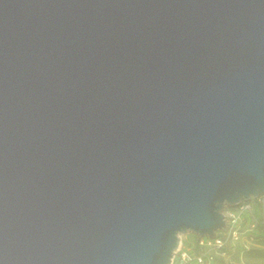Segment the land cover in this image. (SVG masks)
Instances as JSON below:
<instances>
[{
  "label": "water",
  "instance_id": "obj_1",
  "mask_svg": "<svg viewBox=\"0 0 264 264\" xmlns=\"http://www.w3.org/2000/svg\"><path fill=\"white\" fill-rule=\"evenodd\" d=\"M264 194V0H0V264H170Z\"/></svg>",
  "mask_w": 264,
  "mask_h": 264
},
{
  "label": "rangeland",
  "instance_id": "obj_2",
  "mask_svg": "<svg viewBox=\"0 0 264 264\" xmlns=\"http://www.w3.org/2000/svg\"><path fill=\"white\" fill-rule=\"evenodd\" d=\"M251 206L246 211L238 209L237 205L224 207L223 212L236 211L238 222L235 228L239 232V239L234 241L231 257L225 264H262L264 263V194L251 197L246 200ZM231 224V217L227 215ZM231 226V225H230ZM230 228L219 229L216 232L227 233ZM182 248L189 250H201L197 248L198 235L194 232H182ZM219 263L223 261H218Z\"/></svg>",
  "mask_w": 264,
  "mask_h": 264
},
{
  "label": "built area",
  "instance_id": "obj_3",
  "mask_svg": "<svg viewBox=\"0 0 264 264\" xmlns=\"http://www.w3.org/2000/svg\"><path fill=\"white\" fill-rule=\"evenodd\" d=\"M237 206L241 211H246L251 205L243 200ZM228 214L232 219L231 224L227 220ZM238 219L236 211L228 212L225 214V224L222 227L230 228L227 233L215 232L213 237L198 236L196 246L201 250H189L178 246L170 264H225L224 261L231 257L234 241L239 239V232L235 228ZM220 260L223 262L219 263ZM230 264L234 263L231 261Z\"/></svg>",
  "mask_w": 264,
  "mask_h": 264
},
{
  "label": "trees",
  "instance_id": "obj_4",
  "mask_svg": "<svg viewBox=\"0 0 264 264\" xmlns=\"http://www.w3.org/2000/svg\"><path fill=\"white\" fill-rule=\"evenodd\" d=\"M262 254L264 255V250L262 251ZM249 264H255V263H249ZM262 264H264V263H262Z\"/></svg>",
  "mask_w": 264,
  "mask_h": 264
},
{
  "label": "bare ground",
  "instance_id": "obj_5",
  "mask_svg": "<svg viewBox=\"0 0 264 264\" xmlns=\"http://www.w3.org/2000/svg\"><path fill=\"white\" fill-rule=\"evenodd\" d=\"M182 243H183V242H182V240H181V241L179 242V246H181V245H182Z\"/></svg>",
  "mask_w": 264,
  "mask_h": 264
}]
</instances>
